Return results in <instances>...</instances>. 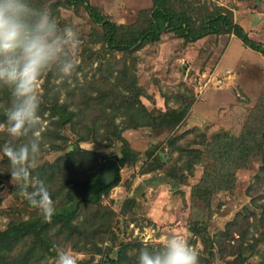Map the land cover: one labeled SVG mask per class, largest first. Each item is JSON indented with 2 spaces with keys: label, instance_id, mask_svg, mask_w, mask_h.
Segmentation results:
<instances>
[{
  "label": "rangeland",
  "instance_id": "obj_1",
  "mask_svg": "<svg viewBox=\"0 0 264 264\" xmlns=\"http://www.w3.org/2000/svg\"><path fill=\"white\" fill-rule=\"evenodd\" d=\"M55 1L32 3L51 10ZM170 1L197 25L216 10L231 12L238 24L240 19L261 18L257 31L243 29L253 42L264 43V0ZM88 2L116 24L137 26L143 24L154 0ZM51 13L58 26L72 25L77 31L79 64L70 80H61L55 71L41 77V152L32 179L48 187L55 214L76 200L80 204L70 237L65 238L56 226L48 230L57 247L54 255L46 256L45 264H56L57 250H66L77 264H138L142 247L158 248L162 238L171 234L188 240L199 252L200 264H264V156L250 157L244 165H230L228 170V164L221 166L208 156L188 153L211 149L210 143L218 140L229 145L243 131L244 116L264 91V56L241 49L246 55L240 58V40L230 33L186 42L175 32H167L158 41L127 52L114 51L106 47L100 28L82 5L58 6ZM129 80H134L133 88L126 86ZM241 84L247 85V94ZM101 91L105 100L110 97L115 104H134L129 106L134 114L125 103L116 113L98 109L94 98ZM9 93L4 87L0 92L3 109L4 101L10 106ZM60 112L67 116L65 120ZM147 112L153 119L149 120ZM3 113L0 124L6 123ZM112 130L119 136H110ZM222 132L224 137L214 139ZM22 142L0 128V230L11 222L45 220L11 180V165L3 154L5 144ZM125 149L133 150L136 158L118 167L119 181L101 194L99 202L84 199L90 196L80 189L67 204L65 192L74 181L99 174L102 162L121 159ZM65 154L73 156L67 168ZM61 157L63 170L56 172L55 180H48L44 170ZM37 168H43L40 180ZM211 177L221 179L226 189L214 188L220 183L213 181L207 185L213 189L210 194L193 193L195 185ZM29 241L24 239L3 254L20 262L31 246Z\"/></svg>",
  "mask_w": 264,
  "mask_h": 264
},
{
  "label": "clouds",
  "instance_id": "obj_2",
  "mask_svg": "<svg viewBox=\"0 0 264 264\" xmlns=\"http://www.w3.org/2000/svg\"><path fill=\"white\" fill-rule=\"evenodd\" d=\"M79 46L74 27L58 26L49 8L32 0H0V87L10 90L12 98L0 128L13 140L23 139L5 144L3 154L11 165V180L49 221L56 212L54 201L45 183L32 179L41 152V77L55 71L61 80H70L79 64ZM56 264L77 261L66 250H57ZM138 264H200L199 252L183 235L171 234L158 248L142 247Z\"/></svg>",
  "mask_w": 264,
  "mask_h": 264
},
{
  "label": "trees",
  "instance_id": "obj_3",
  "mask_svg": "<svg viewBox=\"0 0 264 264\" xmlns=\"http://www.w3.org/2000/svg\"><path fill=\"white\" fill-rule=\"evenodd\" d=\"M77 4L82 5L85 12L87 13L86 15H88L92 23L100 28L102 40L106 47L110 50L127 52L141 46L145 42L158 41L160 36L167 32H175L176 34L183 37L186 42H193L207 35L230 33L236 36L245 47L251 49L254 52L257 51L264 56V43L253 42L243 27L237 22L233 21L231 12L224 13V11L221 10H216L214 12L210 11L197 25L195 24V21L192 20L185 12L175 9V6L172 5L170 0H154L150 11L147 12V17L143 18V24L137 26H126L123 24H116L108 17L101 15V13L95 7H93L88 2V0H57L51 4L50 8L53 12H55L58 6ZM122 77L124 76L122 75ZM134 80H132V82L129 80V83L126 86L133 88L135 86ZM0 88V92H2L3 87ZM4 89L7 91V88ZM135 96H137L139 99L140 92L138 91ZM104 98V91H101L98 97L94 98L97 107L100 106L98 109L105 110L106 108H109L111 109V112L116 113V111H121L124 103L127 108L129 106H134L132 103H127V101H120L115 104L113 100H110V97L106 100ZM125 98H130V95L125 94ZM10 101L11 100L9 99L8 102ZM1 103L3 102L1 101ZM1 106L0 117L2 112H4L3 117H5L6 111L4 109H7L8 106H5V101L4 109ZM54 108L57 109V107ZM63 112L68 113L70 118L73 116V113L66 111V108H63ZM128 112H132L134 114L133 108L129 107ZM147 115L149 120L153 119L151 112H147ZM243 116L241 117V120ZM0 119L2 121L3 118ZM243 121L244 123L241 126L244 128L243 131L239 133V136L237 137H232L229 135V138L232 137L229 145H227L226 142L220 143L218 140V142L214 141L215 144L210 143V146L212 147L211 149H207L203 152L201 150H191L188 151V153H191L193 157L201 155L208 156L219 161V165L221 166L228 164V170L230 165H244L246 162H248V158L250 157H259L260 155L264 156V91L260 94L253 107L248 110ZM57 133L58 132H56V134ZM109 134L113 137L119 136V133L113 132V130L110 131ZM223 135L224 132L217 133L214 139H220ZM124 153L125 154L121 159H116L119 162V167L124 165L126 162L134 161L136 158V153L133 150L125 149ZM64 157H66L64 163L73 162V156L70 158L69 154H65ZM62 159L63 157L58 158L54 164L50 165V168L48 167V170H44V174H49L47 176L48 180H55L54 177L56 176V172L58 173L63 170L61 165H59L62 162ZM71 163H69L70 165L68 164L66 168L68 166H72ZM51 168L52 171L50 172ZM54 168H56L58 171L53 170ZM42 169L43 168L36 169V171L39 170L38 175H40V172L42 173ZM222 169L226 168L223 166ZM96 175L97 174H90L85 180L74 181V184L70 185L65 192L67 204L69 202L72 203L76 191L80 189L84 191L83 188L90 184ZM218 176L222 177L223 175L219 173ZM227 176L229 177V174ZM41 177L42 175L37 177L38 180L42 179ZM204 179H206V177ZM210 179L205 180V182L204 180H201L197 185H195L193 193L201 197L202 195L210 194L213 189H209L207 185H211L213 181L220 183L219 185L215 184L214 188L226 189V187L221 186L222 180L218 177H211ZM118 181L119 175L117 170L116 180L113 183L108 185L105 189L98 191L96 194H92L91 192H87L85 190L90 197L84 199L88 200L89 202H99V197L101 194L107 192V190H109ZM225 181L227 182L228 180L225 179ZM200 190H202L201 193L198 192ZM79 204L80 200H76V202L70 208L63 209V211L54 214L50 221L39 220L21 221L18 223L11 222L6 227V229L0 230V252H2L0 253V263L45 264L48 261L46 256H51L52 254L54 255V251H56L57 247V244L53 243L52 239L49 238V235L47 234L48 230L56 226L59 228L58 231L64 233L65 238L70 237L68 233L72 228V222L75 218L76 212L79 209ZM24 239H30L31 241L29 242L32 243L28 251L22 255V260L20 262H14L13 256H10L9 253H7V255L3 254V252H12L15 246L22 243Z\"/></svg>",
  "mask_w": 264,
  "mask_h": 264
},
{
  "label": "water",
  "instance_id": "obj_4",
  "mask_svg": "<svg viewBox=\"0 0 264 264\" xmlns=\"http://www.w3.org/2000/svg\"><path fill=\"white\" fill-rule=\"evenodd\" d=\"M63 120L67 117L63 112H60ZM119 164L116 159L110 158L101 163V171L94 180L85 186L84 191L91 192L92 194L98 193V191L105 189L108 185L116 180L117 170Z\"/></svg>",
  "mask_w": 264,
  "mask_h": 264
},
{
  "label": "crops",
  "instance_id": "obj_5",
  "mask_svg": "<svg viewBox=\"0 0 264 264\" xmlns=\"http://www.w3.org/2000/svg\"><path fill=\"white\" fill-rule=\"evenodd\" d=\"M261 18H255V19H240V25L246 30V31H248V32H251V31H257V29H260V27H261V23H262V21L260 20ZM245 22V23H244ZM247 26H246V25ZM233 40V39H232ZM231 40V41H232ZM243 44L241 43V41H240V53H241V56H240V58L243 56H245L246 54H244V53H246V51H247V49L248 50H251V49H249V48H247V47H243L242 46ZM242 46V47H241ZM229 49V50H228ZM241 49H244V50H246L245 52H242V50ZM229 51H230V48H229V46H228V48H227V53H226V57L227 58H229ZM257 52V51H256ZM233 59H234V57H233ZM244 65H245V63H242V61H240V66H243L244 67ZM227 68H229V65H228V67H226V69ZM245 70V69H244ZM241 82H242V80H241ZM244 84V83H243ZM243 84H241V89H242V91H244L246 94H247V85H243Z\"/></svg>",
  "mask_w": 264,
  "mask_h": 264
},
{
  "label": "built area",
  "instance_id": "obj_6",
  "mask_svg": "<svg viewBox=\"0 0 264 264\" xmlns=\"http://www.w3.org/2000/svg\"><path fill=\"white\" fill-rule=\"evenodd\" d=\"M217 83H220L219 81H217Z\"/></svg>",
  "mask_w": 264,
  "mask_h": 264
}]
</instances>
